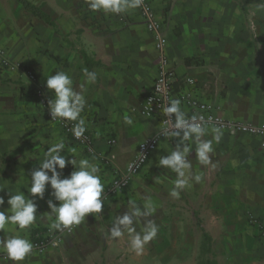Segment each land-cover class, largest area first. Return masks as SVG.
<instances>
[{
    "label": "crops",
    "instance_id": "obj_1",
    "mask_svg": "<svg viewBox=\"0 0 264 264\" xmlns=\"http://www.w3.org/2000/svg\"><path fill=\"white\" fill-rule=\"evenodd\" d=\"M26 1L49 16L52 25L25 12L15 0L22 16L13 21L5 0H0V40L9 38V33L20 39L11 58L34 69L37 82L51 98L46 79L56 71L68 73L77 90L84 86L87 103L81 116L93 140L91 153L73 143L38 107L33 84L15 78L16 84L5 82L9 75L0 71V185L13 193L23 191L35 201L37 219L25 230L31 240L54 220L48 200L58 204L49 194L50 187L43 199L28 193L31 173L39 168L47 148L63 139L67 158L75 154L98 165L105 194L115 172L125 171L138 144L154 135L160 124L139 113L156 74L157 55L137 10L118 16L93 12L85 0ZM148 1L165 27V54L176 76L174 99L190 92L222 117L264 126V0ZM82 53L89 64L98 65L85 64ZM85 70L96 73L95 82L85 83ZM183 105L181 101L184 111ZM125 116L131 117V125L124 122ZM223 133L220 143L213 144L212 164L207 166L195 157L192 143L188 156L192 175H201L202 181H191L192 187L179 199L170 196L175 173L158 167L160 156L179 143L169 137L160 140L125 190L103 198L104 205L127 198L143 206L151 198L162 209L186 201L194 229L204 231L216 245L224 239L236 264H264V148L258 137ZM202 139H211L210 131ZM73 170L68 165L62 178ZM7 193V188L0 192L5 200L0 211L10 207ZM14 230L10 225L0 232V239L14 235ZM0 264L15 262L0 259Z\"/></svg>",
    "mask_w": 264,
    "mask_h": 264
},
{
    "label": "clouds",
    "instance_id": "obj_2",
    "mask_svg": "<svg viewBox=\"0 0 264 264\" xmlns=\"http://www.w3.org/2000/svg\"><path fill=\"white\" fill-rule=\"evenodd\" d=\"M88 8L93 12L123 14L129 10L140 8L143 0H85ZM85 83L96 81V73L85 70ZM77 90L73 85L71 76L64 71H56L47 76L46 88L53 92V96L48 100L49 114L52 120L64 122H76L72 128L75 138L80 139L85 131V120L81 116L86 106L84 86H78ZM162 113L168 117L166 123L168 127L164 129L162 135L176 137L179 139L169 154L160 156L158 167L175 173L176 179L170 189V196L179 199L180 193L186 188L192 187L191 181L200 183L201 175H192V164L188 159L192 152V143L196 144L195 157L201 165L212 164L211 154L214 153L213 144H219L222 137V127L219 125L205 127L207 123L203 116L192 115L188 117L181 109L179 99H171L167 105L162 107ZM124 122L131 125V117L125 116ZM211 134V139H202L207 134ZM65 143L63 139L53 143L43 154V159L39 163V168L31 173V186L28 193L32 197L44 198L45 191L51 188L49 193L53 199L48 200L50 216L54 217L50 229L56 231L71 230L73 226L80 225L90 214H101L105 200L104 184L99 175L98 165L90 162L89 159H69L64 154ZM71 165L74 169L67 177L62 178L63 170ZM50 173V175H49ZM7 188V204L10 207L0 211V232H6L10 225L15 226V234L0 239V251L7 260L19 264L33 253L34 245L27 238L25 232L37 219V205L33 199L25 195L23 191L13 193L5 185H0V192ZM5 203L4 197L0 196V206ZM130 208L123 215L117 216L113 225L109 229V239L117 240L122 238L127 232L128 247L137 255H143L145 246L153 241L158 234L159 226L152 219H146L140 231L135 225L141 222V218L150 217L155 212V206L151 198H146L143 208L130 201ZM23 233V235L21 234Z\"/></svg>",
    "mask_w": 264,
    "mask_h": 264
},
{
    "label": "rangeland",
    "instance_id": "obj_3",
    "mask_svg": "<svg viewBox=\"0 0 264 264\" xmlns=\"http://www.w3.org/2000/svg\"><path fill=\"white\" fill-rule=\"evenodd\" d=\"M4 4L10 10L11 20H21L22 15L14 0H5ZM4 27L11 29V26ZM18 42L20 39L13 37L12 33H9V38L0 40L1 57L16 66L10 70L0 62V71L7 73L5 76L9 75L5 82L12 81L15 84V79L25 80L22 76L24 70L29 68L11 58V49L14 50ZM131 202L143 208L139 201ZM130 206L127 198L111 200L110 204L104 205L101 214L89 215L81 227L63 236L56 246L32 253L26 258L27 264H205L206 261L236 264L227 252L224 239H220L217 245L215 240H211L210 252L206 251L200 230L194 229L186 201L162 209L155 206L156 210L150 217L141 218V222L135 225L137 231L142 229L146 219L154 220L159 231L157 237L145 246L143 255L137 256L128 247L127 232L117 240L108 238L109 229L116 217L123 215ZM36 233L30 241L36 240Z\"/></svg>",
    "mask_w": 264,
    "mask_h": 264
},
{
    "label": "built area",
    "instance_id": "obj_4",
    "mask_svg": "<svg viewBox=\"0 0 264 264\" xmlns=\"http://www.w3.org/2000/svg\"><path fill=\"white\" fill-rule=\"evenodd\" d=\"M135 10H137L141 16L146 31L152 36L153 50L157 55L156 74L152 81L150 92L145 97L139 113L146 118H156L160 124V129L154 135L145 138L138 144L136 157L126 166L125 171L122 174L115 172L113 180L105 190V194L102 198L112 197L116 195V192L125 190L129 186L133 177L141 171L151 154L157 149L160 140L169 138L162 135L164 129L168 127L166 123L168 117L163 115L162 107L167 105L171 99H174L173 89L176 76L168 57L165 54L167 46L165 27L148 0H143V5ZM120 15L122 14H119L118 16ZM0 62L10 70L16 68V66L11 65L7 60H4V58L1 57V51ZM22 77L27 82L34 85V97L38 107L43 111L47 120L50 123L59 126L62 132H64L73 143L81 146L87 153H91L93 151V140L89 133L85 132L80 139H77L72 132L75 122H64L51 119L48 109V100H50L51 97L48 96L43 87L38 84L35 70L32 68L24 70ZM180 100L184 103V112L188 117H191L192 115L198 117L203 116L204 121L207 122L205 127L211 128L219 125L222 127L223 132L229 134H244L258 137L261 139V147L264 148V126H257L239 120L222 117L211 105L203 104L193 99L190 92L181 94ZM108 142L109 144H112L113 140H109ZM77 226L78 225L73 226L71 230L65 229L64 231H56L50 228L38 230L35 237L36 240L33 242L31 241L34 245L33 253H40L49 247L56 246L63 236L75 230ZM261 236L264 237V229L261 230ZM0 258L6 259L4 253L0 254Z\"/></svg>",
    "mask_w": 264,
    "mask_h": 264
},
{
    "label": "trees",
    "instance_id": "obj_5",
    "mask_svg": "<svg viewBox=\"0 0 264 264\" xmlns=\"http://www.w3.org/2000/svg\"><path fill=\"white\" fill-rule=\"evenodd\" d=\"M23 9L25 12L31 14L32 16L42 20L44 23L52 25V22L50 21L49 16H47L46 14H44L40 8L33 6L32 4H30L28 1L26 0H15ZM83 57V60L85 62V64H89L88 61L86 60V56L84 53L81 54ZM90 66L94 67L97 66V63H92L89 64ZM201 235H202V239H203V244L206 246V251L210 252V244H211V239L210 237L202 230H200ZM205 264H216L214 262H210V261H206Z\"/></svg>",
    "mask_w": 264,
    "mask_h": 264
}]
</instances>
